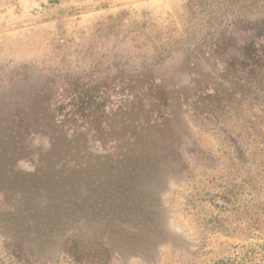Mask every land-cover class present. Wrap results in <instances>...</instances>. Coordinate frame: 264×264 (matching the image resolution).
Returning a JSON list of instances; mask_svg holds the SVG:
<instances>
[{
	"label": "rangeland",
	"instance_id": "374dc122",
	"mask_svg": "<svg viewBox=\"0 0 264 264\" xmlns=\"http://www.w3.org/2000/svg\"><path fill=\"white\" fill-rule=\"evenodd\" d=\"M263 28L264 0H0V264H264V103L222 65Z\"/></svg>",
	"mask_w": 264,
	"mask_h": 264
},
{
	"label": "trees",
	"instance_id": "16d2710c",
	"mask_svg": "<svg viewBox=\"0 0 264 264\" xmlns=\"http://www.w3.org/2000/svg\"><path fill=\"white\" fill-rule=\"evenodd\" d=\"M264 38V28L259 31L258 38ZM244 50V57L245 61L240 62H225L223 63L224 71H232L234 72L235 68L240 70L245 79L249 82V84L252 86L253 89L256 90V101L263 102L264 103V43H255L253 46L249 47L248 49ZM130 86L134 83V81L131 79ZM157 79L149 80L148 85L151 84V82H157ZM153 85V84H152ZM179 84L173 87L174 89L179 88ZM213 93H209L207 96V99L210 100L211 104L215 100H221V95H224V91H221L220 88L212 89ZM175 91V90H174ZM222 103V101H220ZM261 115H259V118L264 121V108L260 109ZM258 246V245H257ZM250 255L254 258L256 255L255 247H251ZM264 259V258H263ZM255 261L248 260L244 264H255ZM224 264V263H223ZM226 264V263H225ZM260 264V263H259Z\"/></svg>",
	"mask_w": 264,
	"mask_h": 264
}]
</instances>
